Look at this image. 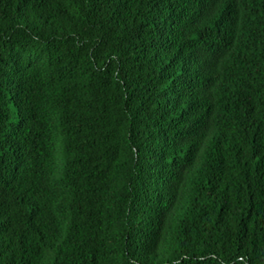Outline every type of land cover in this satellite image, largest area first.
Segmentation results:
<instances>
[{"label":"trees","instance_id":"1","mask_svg":"<svg viewBox=\"0 0 264 264\" xmlns=\"http://www.w3.org/2000/svg\"><path fill=\"white\" fill-rule=\"evenodd\" d=\"M230 1L0 0V264H264V0Z\"/></svg>","mask_w":264,"mask_h":264},{"label":"clouds","instance_id":"2","mask_svg":"<svg viewBox=\"0 0 264 264\" xmlns=\"http://www.w3.org/2000/svg\"><path fill=\"white\" fill-rule=\"evenodd\" d=\"M189 56L192 59H194L191 52H190ZM185 134L190 138V140L194 141L195 144H198L205 152L207 151L206 146L204 144H201V140H199L198 137L196 136V132L194 129L192 131L185 132ZM167 146H169V145H167Z\"/></svg>","mask_w":264,"mask_h":264},{"label":"bare ground","instance_id":"3","mask_svg":"<svg viewBox=\"0 0 264 264\" xmlns=\"http://www.w3.org/2000/svg\"><path fill=\"white\" fill-rule=\"evenodd\" d=\"M224 4L226 5V6H228V7H231V5H232V3H231V1L229 0V1H227V0H224ZM185 45H187V44H185ZM172 53V52H171ZM170 57V56H169ZM199 64V63H198Z\"/></svg>","mask_w":264,"mask_h":264}]
</instances>
